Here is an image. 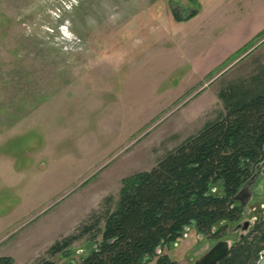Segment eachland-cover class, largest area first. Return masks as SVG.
Listing matches in <instances>:
<instances>
[{"label": "rangeland", "instance_id": "rangeland-1", "mask_svg": "<svg viewBox=\"0 0 264 264\" xmlns=\"http://www.w3.org/2000/svg\"><path fill=\"white\" fill-rule=\"evenodd\" d=\"M257 12L264 0H0V258L88 255L123 180L220 119V92L264 64V35L215 55ZM222 224L235 243L237 226ZM217 243L188 228L164 252L194 264Z\"/></svg>", "mask_w": 264, "mask_h": 264}, {"label": "trees", "instance_id": "trees-1", "mask_svg": "<svg viewBox=\"0 0 264 264\" xmlns=\"http://www.w3.org/2000/svg\"><path fill=\"white\" fill-rule=\"evenodd\" d=\"M197 14L192 12L187 20ZM263 35L264 30L257 37ZM219 96L225 110L221 118L151 171L125 178L115 208L105 213L102 241L68 264H178L164 250L176 245L188 228L217 240L223 232L215 229L239 221L242 210L236 195L264 162V64L229 84ZM96 226L92 219L82 232L89 234ZM78 238L57 242L51 252H64ZM262 244L264 240L246 241L218 264H256ZM0 264H12V259L0 258Z\"/></svg>", "mask_w": 264, "mask_h": 264}, {"label": "flooded vegetation", "instance_id": "flooded-vegetation-1", "mask_svg": "<svg viewBox=\"0 0 264 264\" xmlns=\"http://www.w3.org/2000/svg\"><path fill=\"white\" fill-rule=\"evenodd\" d=\"M263 177H264V162L258 166L255 174L244 185H246L249 190L256 189L260 184V182L262 181ZM253 197L260 198V197H264V195L255 194ZM237 202L242 210V214L239 221L233 223L237 227L234 230L233 229L231 230V235H234L235 233H240V236L235 243L231 244L229 253L226 256H228L232 252V250H234L236 247L240 246V244H243L246 241L248 243L257 244L259 241L264 240V212L262 210V208H264V202L260 204L259 207L257 206L254 207L252 211H250L249 216H247L248 213L246 212V209L242 208L241 203L239 201ZM218 230H221L223 232V236L217 239V242L226 240V229H215L216 232ZM260 248H261L260 251V255H261L264 252V244H262ZM221 260H219L216 264H218Z\"/></svg>", "mask_w": 264, "mask_h": 264}, {"label": "crops", "instance_id": "crops-1", "mask_svg": "<svg viewBox=\"0 0 264 264\" xmlns=\"http://www.w3.org/2000/svg\"><path fill=\"white\" fill-rule=\"evenodd\" d=\"M264 29V14L257 12L254 17H248L237 28L227 33L225 38L221 40L219 50L215 53L216 57L223 56L228 53L235 54L242 49L247 42L256 37Z\"/></svg>", "mask_w": 264, "mask_h": 264}, {"label": "water", "instance_id": "water-1", "mask_svg": "<svg viewBox=\"0 0 264 264\" xmlns=\"http://www.w3.org/2000/svg\"><path fill=\"white\" fill-rule=\"evenodd\" d=\"M255 194L264 195V177L256 189L249 190L247 186L244 185L236 195V200L241 203L242 208L246 209L248 203ZM230 247L231 244L228 241H219L211 250H209V252L198 259L194 264H216L229 253ZM256 264H264V252L261 254Z\"/></svg>", "mask_w": 264, "mask_h": 264}]
</instances>
